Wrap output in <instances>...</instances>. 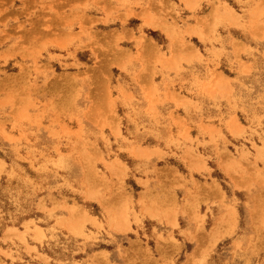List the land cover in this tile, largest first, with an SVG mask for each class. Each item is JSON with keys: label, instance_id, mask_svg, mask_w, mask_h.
<instances>
[{"label": "rangeland", "instance_id": "obj_1", "mask_svg": "<svg viewBox=\"0 0 264 264\" xmlns=\"http://www.w3.org/2000/svg\"><path fill=\"white\" fill-rule=\"evenodd\" d=\"M180 3L0 0V264H264V0Z\"/></svg>", "mask_w": 264, "mask_h": 264}, {"label": "crops", "instance_id": "obj_2", "mask_svg": "<svg viewBox=\"0 0 264 264\" xmlns=\"http://www.w3.org/2000/svg\"><path fill=\"white\" fill-rule=\"evenodd\" d=\"M168 1L169 2H173V3H175L176 5H179L182 8V6H181L182 4L180 3V0H168ZM135 11H139V9L136 8ZM182 13H187V12L182 10Z\"/></svg>", "mask_w": 264, "mask_h": 264}, {"label": "bare ground", "instance_id": "obj_3", "mask_svg": "<svg viewBox=\"0 0 264 264\" xmlns=\"http://www.w3.org/2000/svg\"><path fill=\"white\" fill-rule=\"evenodd\" d=\"M155 50V49H154ZM154 53V52H153ZM218 191V190H217ZM75 212V211H74Z\"/></svg>", "mask_w": 264, "mask_h": 264}]
</instances>
